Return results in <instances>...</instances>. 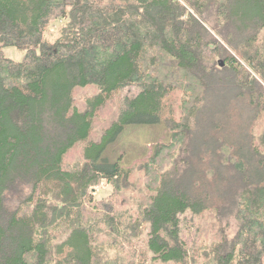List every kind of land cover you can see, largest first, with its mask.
<instances>
[{
	"label": "trees",
	"instance_id": "16d2710c",
	"mask_svg": "<svg viewBox=\"0 0 264 264\" xmlns=\"http://www.w3.org/2000/svg\"><path fill=\"white\" fill-rule=\"evenodd\" d=\"M158 121L138 168L102 157ZM263 256L264 0H0V264Z\"/></svg>",
	"mask_w": 264,
	"mask_h": 264
},
{
	"label": "rangeland",
	"instance_id": "374dc122",
	"mask_svg": "<svg viewBox=\"0 0 264 264\" xmlns=\"http://www.w3.org/2000/svg\"><path fill=\"white\" fill-rule=\"evenodd\" d=\"M60 23L59 20H52L47 24L43 33L45 40L52 42L59 35ZM3 52L15 60L20 59L23 54V51L14 47H5ZM218 62H220V59ZM93 91L94 87L80 88L75 92V100L80 101ZM181 95L180 92H175L173 95L172 105L174 110L181 101ZM168 140L169 134L163 122L129 123L120 130L114 140L107 144L102 152V157L111 162L117 161L124 169L134 170L151 154L155 144ZM92 193L95 203L99 206L100 201L111 193V185L101 181L93 188ZM144 264H148L146 259ZM261 264H264V256Z\"/></svg>",
	"mask_w": 264,
	"mask_h": 264
},
{
	"label": "water",
	"instance_id": "95a60500",
	"mask_svg": "<svg viewBox=\"0 0 264 264\" xmlns=\"http://www.w3.org/2000/svg\"><path fill=\"white\" fill-rule=\"evenodd\" d=\"M219 64H220V66H222L223 63L222 62H219Z\"/></svg>",
	"mask_w": 264,
	"mask_h": 264
}]
</instances>
